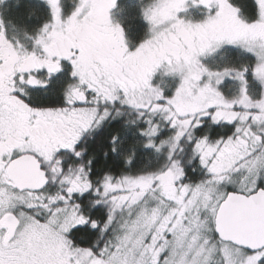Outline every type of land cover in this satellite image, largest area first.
I'll use <instances>...</instances> for the list:
<instances>
[{
	"label": "snow or ice",
	"instance_id": "snow-or-ice-1",
	"mask_svg": "<svg viewBox=\"0 0 264 264\" xmlns=\"http://www.w3.org/2000/svg\"><path fill=\"white\" fill-rule=\"evenodd\" d=\"M0 264H264V0H0Z\"/></svg>",
	"mask_w": 264,
	"mask_h": 264
}]
</instances>
